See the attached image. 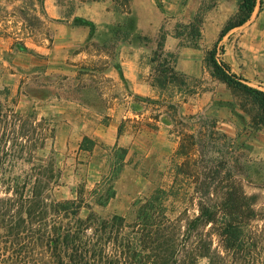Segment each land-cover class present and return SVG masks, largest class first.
<instances>
[{"label":"trees","instance_id":"obj_1","mask_svg":"<svg viewBox=\"0 0 264 264\" xmlns=\"http://www.w3.org/2000/svg\"><path fill=\"white\" fill-rule=\"evenodd\" d=\"M110 1L130 12V0ZM207 2L192 22L176 25L181 46L200 48L205 16L215 7ZM258 5L263 0L241 2L204 64L259 132L264 131V91L235 74L219 46L250 21ZM167 36L162 28L151 58L149 85L155 94L130 93L131 113L139 119H124L119 134L127 123L158 129L165 122L175 148L153 191L134 201L127 215L106 217L97 209L116 199L129 150L117 143L104 146L105 172L88 196L83 188L77 199H58L56 122L36 106L21 109L18 101L30 96L29 89L19 86L15 92L1 82L12 70H0V264H264V204L258 205L260 194L246 191L247 182L264 194V166L256 171L255 163L240 162L234 140L219 132L217 120L183 114V104L202 82L177 71L178 55L166 49ZM49 145L48 157L39 159ZM97 146L85 137L80 148L91 153Z\"/></svg>","mask_w":264,"mask_h":264},{"label":"rangeland","instance_id":"obj_2","mask_svg":"<svg viewBox=\"0 0 264 264\" xmlns=\"http://www.w3.org/2000/svg\"><path fill=\"white\" fill-rule=\"evenodd\" d=\"M168 1L130 0V12H125L110 0L102 1L112 3L110 7L96 5L94 0H0V70L7 68L14 73L1 82L12 86L15 92L19 86H26L30 96L20 97V108L28 111L36 106L40 115L52 117L56 122L52 148L61 171V185L55 194L58 199H77L78 191L83 188L88 196L105 172L108 159L103 147L116 143L129 150V163L115 184L116 199L97 211L106 217L127 215L134 201L153 191L159 172L175 148L169 126L163 122L154 129L127 123L121 134L119 128L124 118H132L133 89L142 96L150 94L147 82L160 30L164 28L167 37H171L166 49L175 47L173 40L184 47L183 39L175 38V29L177 24L189 23L182 22L179 15H162ZM205 1L202 0L200 8ZM242 1L208 0L205 5L214 2L213 9H219L223 19ZM108 11L115 12L111 24L105 13ZM258 17H262L260 23H263L264 0L256 8L253 20ZM176 69L184 73L178 62ZM129 76L135 78L136 84L126 79ZM209 88L202 82L197 92ZM227 90L225 85L219 87L217 94L221 101ZM232 98L231 116L204 115L217 120L219 132L234 140L239 161L255 163L257 171L264 166V131L249 127L250 117ZM194 110L188 106L183 114L195 115ZM85 137L98 144L91 153L80 148ZM50 149L49 145L39 159L48 157ZM246 191L260 194L258 205L264 204L261 190L246 182ZM190 213L195 210L191 209ZM81 215L86 217L88 210L83 208Z\"/></svg>","mask_w":264,"mask_h":264},{"label":"crops","instance_id":"obj_3","mask_svg":"<svg viewBox=\"0 0 264 264\" xmlns=\"http://www.w3.org/2000/svg\"><path fill=\"white\" fill-rule=\"evenodd\" d=\"M107 3L109 2H94L96 5H107L104 7L112 6V3ZM201 5L202 0H172V2L169 0L166 3V10L162 15H179L182 22L190 23L198 13ZM178 7H182L181 10H178ZM238 8L232 13L227 14L223 19L221 17L223 13H221L219 9H213L206 14L200 49L179 47L176 40H173V44L175 45L174 48H167L170 52L178 53V66L187 77L200 78L202 82L210 86L208 90L202 93L197 92L189 97L183 104V110L189 106L195 108L192 114L203 113L217 118L231 116L232 109L230 102L233 101L232 95L227 90L224 93V101H221L217 93L219 87L224 86V84L214 80L211 75L206 72V69L203 71V60L205 58V51L216 44L223 26L236 14ZM105 13H108L110 17L109 24H111V22L115 20L113 16L115 12L108 11ZM105 13H102V15ZM253 16L245 25L232 30L224 37L219 45L220 48L223 49V53L220 57L231 67L235 74L247 80L249 85L264 91V37L262 36L264 35V31H262L264 22L260 23L262 17L253 20ZM170 39V36L167 37V47H169L171 43ZM126 79L136 84L134 77L129 76ZM147 85H149V81ZM149 87L150 94L143 97H151L155 94L150 85ZM133 93L142 96L134 89ZM134 118L139 119L132 114V118L130 119Z\"/></svg>","mask_w":264,"mask_h":264}]
</instances>
